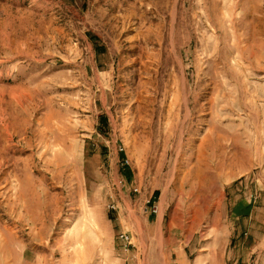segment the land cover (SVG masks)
I'll list each match as a JSON object with an SVG mask.
<instances>
[{
	"label": "rangeland",
	"instance_id": "374dc122",
	"mask_svg": "<svg viewBox=\"0 0 264 264\" xmlns=\"http://www.w3.org/2000/svg\"><path fill=\"white\" fill-rule=\"evenodd\" d=\"M248 263L264 0H0V264Z\"/></svg>",
	"mask_w": 264,
	"mask_h": 264
},
{
	"label": "built area",
	"instance_id": "2783aa9c",
	"mask_svg": "<svg viewBox=\"0 0 264 264\" xmlns=\"http://www.w3.org/2000/svg\"><path fill=\"white\" fill-rule=\"evenodd\" d=\"M158 210L157 208L155 207L153 209V212L156 213ZM119 240L122 242V244L124 245L125 248H127L128 245H130L132 242H131V239H130V236L127 235L126 233H123L119 236Z\"/></svg>",
	"mask_w": 264,
	"mask_h": 264
},
{
	"label": "crops",
	"instance_id": "0c3cea01",
	"mask_svg": "<svg viewBox=\"0 0 264 264\" xmlns=\"http://www.w3.org/2000/svg\"><path fill=\"white\" fill-rule=\"evenodd\" d=\"M239 206V205H238ZM180 259H182V258H180ZM248 264H252V263H248Z\"/></svg>",
	"mask_w": 264,
	"mask_h": 264
}]
</instances>
